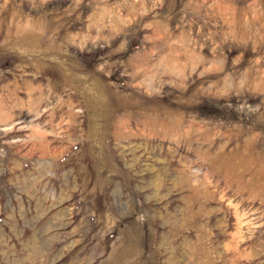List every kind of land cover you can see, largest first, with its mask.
<instances>
[{
  "label": "rangeland",
  "instance_id": "374dc122",
  "mask_svg": "<svg viewBox=\"0 0 264 264\" xmlns=\"http://www.w3.org/2000/svg\"><path fill=\"white\" fill-rule=\"evenodd\" d=\"M0 264H264V0H0Z\"/></svg>",
  "mask_w": 264,
  "mask_h": 264
}]
</instances>
